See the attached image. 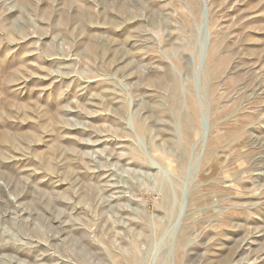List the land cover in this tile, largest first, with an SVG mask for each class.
<instances>
[{
    "label": "rangeland",
    "instance_id": "rangeland-1",
    "mask_svg": "<svg viewBox=\"0 0 264 264\" xmlns=\"http://www.w3.org/2000/svg\"><path fill=\"white\" fill-rule=\"evenodd\" d=\"M0 150V264H264V0H0Z\"/></svg>",
    "mask_w": 264,
    "mask_h": 264
},
{
    "label": "bare ground",
    "instance_id": "bare-ground-1",
    "mask_svg": "<svg viewBox=\"0 0 264 264\" xmlns=\"http://www.w3.org/2000/svg\"><path fill=\"white\" fill-rule=\"evenodd\" d=\"M7 141L14 146L15 141L10 136H7ZM0 153L3 154V152H1V150H0Z\"/></svg>",
    "mask_w": 264,
    "mask_h": 264
},
{
    "label": "water",
    "instance_id": "water-1",
    "mask_svg": "<svg viewBox=\"0 0 264 264\" xmlns=\"http://www.w3.org/2000/svg\"><path fill=\"white\" fill-rule=\"evenodd\" d=\"M208 130L206 129V132H207Z\"/></svg>",
    "mask_w": 264,
    "mask_h": 264
}]
</instances>
